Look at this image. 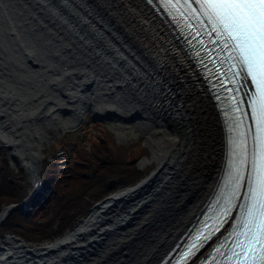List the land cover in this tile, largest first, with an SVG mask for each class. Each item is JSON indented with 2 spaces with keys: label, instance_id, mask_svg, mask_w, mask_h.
Masks as SVG:
<instances>
[{
  "label": "bare ground",
  "instance_id": "bare-ground-1",
  "mask_svg": "<svg viewBox=\"0 0 264 264\" xmlns=\"http://www.w3.org/2000/svg\"><path fill=\"white\" fill-rule=\"evenodd\" d=\"M86 108L118 124L139 120L157 139L147 138L157 167L52 245L0 238V264H177L176 246L205 218L238 131L176 28L146 0H0V145L38 191L41 121L58 111L77 120ZM82 123L72 135L80 145L101 125Z\"/></svg>",
  "mask_w": 264,
  "mask_h": 264
},
{
  "label": "snow or ice",
  "instance_id": "snow-or-ice-1",
  "mask_svg": "<svg viewBox=\"0 0 264 264\" xmlns=\"http://www.w3.org/2000/svg\"><path fill=\"white\" fill-rule=\"evenodd\" d=\"M146 3L152 4L153 0ZM160 4L203 6L193 8L203 19L191 18L196 32L185 39L191 43L195 36H208L199 40L206 48L205 54L198 56L200 62L207 72H220L217 84L230 83L227 91L233 99L240 94L234 106L225 108L233 131L240 128L242 117L253 121L256 128H248L242 135L237 133L230 141L236 148L229 153L222 184L203 221H198L189 237L176 246L181 249L177 264H192L224 231L235 213L238 215L231 232L211 248L200 264H264V0H160ZM213 52L216 55L209 61L208 54ZM194 53L199 54V49L194 48ZM217 63L219 69L209 67ZM248 77L255 84L252 93L245 91L250 87ZM255 89H259V95L254 94ZM241 105L246 108L242 115L232 116L241 111ZM249 134L251 149L247 146Z\"/></svg>",
  "mask_w": 264,
  "mask_h": 264
},
{
  "label": "rangeland",
  "instance_id": "rangeland-1",
  "mask_svg": "<svg viewBox=\"0 0 264 264\" xmlns=\"http://www.w3.org/2000/svg\"><path fill=\"white\" fill-rule=\"evenodd\" d=\"M56 5H58V2H55ZM22 21V20H20ZM20 23V22H19ZM21 24V23H20ZM29 65H31V62H27ZM122 84V82H120ZM126 83V82H125ZM123 83V84H125ZM97 104V103H96ZM94 103V107H95ZM93 107V108H94ZM85 109V108H84ZM57 112V111H56ZM59 112V111H58ZM55 113V116L57 120L54 121H46L44 118V121H41V129L42 132L44 131V143H43V152H42V158L45 160L47 158L49 161H58L61 167L67 172L68 175L71 174H76L79 171L78 165H85L84 164V159H82V153L78 150V147L75 146L76 142L72 141L69 137H66V132L73 131L78 125L83 121L82 124L84 123H91L93 120H96L97 123H100L101 125L97 127V129L102 130L104 139L108 140L112 139L114 143L119 146V152L115 155L114 159L116 162H121L125 161L124 159L126 158L127 161L130 162V165L133 167L135 170L142 171V176L137 182H132V179L137 176V174L134 172L135 170H128L125 173H115V174H109L107 171L111 168L105 167L102 169V172H99L102 178L105 177V184L100 186V188H95L94 190H97L96 192L90 190V186H93L95 182H88L84 183L86 184V189H81L80 190V195H75L73 196L70 200L63 201L67 205H72L74 206V211L77 214H81L82 217L78 218L77 223L74 225L72 229H74L79 223L80 220L85 218V216L99 203L102 201L106 200L109 196L115 195V193L124 191L127 188L135 187L137 184L143 180L146 177H149V175H152L153 171L158 165V159L153 161L152 157V146L156 144H152L151 142L149 143L148 139L151 138L150 140L152 141H157V139H154L155 137L152 135H146V130H142L140 125L137 123L139 120H136L134 122H129V124L123 123L127 128L122 127L123 124H118L119 121H114L113 115H103L99 116L97 112L96 118L100 117V119H95L94 118V113L91 110H87L86 112H82V115L80 118L77 120H73L72 117V112H59ZM62 113V114H60ZM59 115V116H57ZM61 115V116H60ZM52 120V119H50ZM138 121V122H137ZM77 125V126H76ZM76 126V127H75ZM122 127V128H121ZM124 128V129H123ZM103 138H97L95 137V144H97V147H99V144L101 141H103ZM148 138V139H147ZM154 143V142H153ZM85 154L89 155V161L91 163L90 166L93 168L96 166V157H97V151H93L92 144H86L85 145ZM0 147L6 149L8 152V159L11 164V166L14 168V171L19 173L21 172V168L23 169L22 165L18 160L15 158L13 159L12 156H14V153L11 149H8L4 146ZM96 147V148H97ZM120 147L123 148L122 151H120ZM142 148H145L144 152H142ZM155 148V147H154ZM136 157L135 160V166L133 165V158ZM58 158V160H57ZM44 162V161H43ZM48 163V162H47ZM46 164V163H45ZM44 165V163H43ZM45 166H41L40 168V181L42 180V172L43 170L45 172ZM26 170V169H25ZM131 171V172H130ZM24 172V171H23ZM129 172V173H128ZM139 174V173H138ZM25 176V182L30 183L28 185V192L26 190V195L24 196V199H27V201L30 199V195L32 193L33 187H34V182L32 180L31 174L28 172H24ZM114 181V184L110 185L109 181ZM129 183V184H128ZM38 184V182H37ZM123 185V184H128L127 186L121 187L118 186L114 190L108 192L109 190L113 189L117 185ZM40 186V182L37 185V189ZM105 192H108L109 194L106 195ZM69 196L68 198H70ZM78 198V200H77ZM21 202L17 203H11L12 204H21ZM9 205H3L2 210L0 211V214H3L2 212L4 209L9 206ZM31 209V208H30ZM30 209H28L26 212L28 214L25 215L24 213V218L22 219L16 214L14 220L10 223L13 227L15 228H20L21 229V234H25L26 232L30 233L32 237L37 238V233L40 230L45 229L44 225L42 224V216L45 215L43 214V211H38V213L35 215L34 218H31L30 214ZM33 210V209H31ZM20 211V209H19ZM68 211H72L71 209H68ZM43 214V215H42ZM15 215V214H14ZM45 216H43V220ZM7 220V219H6ZM5 220V221H6ZM4 221V223H5ZM52 222L53 220H48V222ZM56 227V225H54ZM9 226V230H10ZM71 229V230H72ZM13 230V229H12ZM70 231V230H69ZM67 231L66 233H68ZM66 233H64L66 235ZM13 235V234H8V235H2L0 233V238L2 241H5L7 238L11 237L17 240H19L21 243H23L27 247H42L46 245H52L56 242H58L60 239H62L65 235H61L60 239L58 240H53L51 242L47 241L44 242H37V243H28L25 238L21 235ZM59 238V237H58ZM57 239V238H56Z\"/></svg>",
  "mask_w": 264,
  "mask_h": 264
},
{
  "label": "trees",
  "instance_id": "trees-1",
  "mask_svg": "<svg viewBox=\"0 0 264 264\" xmlns=\"http://www.w3.org/2000/svg\"><path fill=\"white\" fill-rule=\"evenodd\" d=\"M97 127L90 141L84 142L81 145L77 143L79 139L73 138L72 136L75 129L73 131L66 132V137H69L72 141L76 142L75 146L78 147V150L82 153V159H84L85 165H78L79 171L76 174L68 175V171L66 172L58 161L53 162L45 158L43 162L44 165L42 164V167L45 166V172L41 170V189L37 191L26 203L28 209H33H30L31 218H34L38 211H43V214H45H42L45 216V221L43 220V216L41 217V225H44L45 229L40 230L37 233L38 237L34 238L28 232L21 234L20 228H15L10 224L14 220L16 214H18L20 218L25 219L23 216L24 213H22L21 210L19 211V209L9 211L7 214L8 217L6 218L7 220L5 219V223L3 222L0 224V233L2 235L21 234L28 243H37L41 241L44 243L56 240V238L58 239V237L71 230L77 223L78 218L82 217L81 214H77L74 211V206L67 205L63 201L70 200L75 195H80V190L86 189V184L84 183L95 182L93 186H90V190L96 192L97 190H94L95 188H100V186L105 184V177L102 178L99 173L102 172V169L105 167L111 168L107 171L109 174H123L126 171L133 169L130 162L127 161L126 158L123 163L115 161L114 157L119 152V146H117L112 139H109V141L105 140L103 138V131L97 129ZM95 137L104 139L100 142L99 147L95 144ZM89 143L92 144L93 151L96 150L98 153L95 160L96 166L94 168L90 166L91 163L89 161V155L84 153L86 147L85 145ZM144 149L145 148L141 149L142 152L145 151ZM122 150L123 148L120 147V151ZM135 160L136 157L133 158L134 166ZM134 172L137 176L132 179V182L135 183L141 178L143 172H139V170H135ZM25 180L24 172L21 171L17 173L14 171V168L11 166L8 159V152L6 149L0 147V211L3 208V205L23 201L24 196L26 195V190L28 192L27 186L30 185L28 182L24 183ZM128 184L117 185L108 192L114 190L118 186L124 187ZM108 192H105L106 195L109 194ZM69 196L71 197L68 198ZM68 209H71L72 211H68ZM48 220L53 221L48 222ZM54 225H56V227ZM9 226L11 228L10 230Z\"/></svg>",
  "mask_w": 264,
  "mask_h": 264
},
{
  "label": "water",
  "instance_id": "water-1",
  "mask_svg": "<svg viewBox=\"0 0 264 264\" xmlns=\"http://www.w3.org/2000/svg\"><path fill=\"white\" fill-rule=\"evenodd\" d=\"M39 179H40V176H39ZM109 184L110 185L114 184V181L113 180L112 181H109ZM37 185L38 184H36V182H35L34 183L33 190H32V193H31V195L29 197H31L36 191H38L37 190ZM26 203H27V199H25L24 201H22L21 204H12V205L7 206L4 209V211L2 212L3 214H0V224H2L5 221V219L8 217L7 216L8 212L11 211V210H13V209H20L21 211H23L25 213V215L28 216V214L26 212L28 210V207H27Z\"/></svg>",
  "mask_w": 264,
  "mask_h": 264
}]
</instances>
